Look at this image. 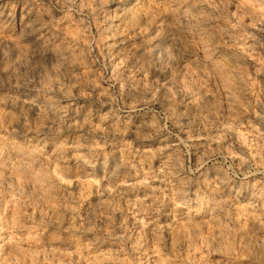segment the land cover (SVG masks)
Segmentation results:
<instances>
[{"label": "clouds", "instance_id": "1", "mask_svg": "<svg viewBox=\"0 0 264 264\" xmlns=\"http://www.w3.org/2000/svg\"><path fill=\"white\" fill-rule=\"evenodd\" d=\"M0 264H264V0H0Z\"/></svg>", "mask_w": 264, "mask_h": 264}]
</instances>
